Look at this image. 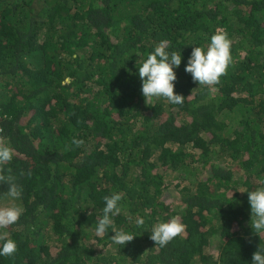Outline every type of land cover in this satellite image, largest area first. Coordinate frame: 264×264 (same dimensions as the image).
Returning a JSON list of instances; mask_svg holds the SVG:
<instances>
[{"label": "trees", "instance_id": "obj_1", "mask_svg": "<svg viewBox=\"0 0 264 264\" xmlns=\"http://www.w3.org/2000/svg\"><path fill=\"white\" fill-rule=\"evenodd\" d=\"M217 29L232 62L199 86L184 69ZM164 39L181 105L141 92L137 66ZM0 121L14 149L0 176L22 188L0 184V207L24 209L0 264H251L264 245L247 193L264 187V0H0ZM113 192L125 246L94 230ZM173 217L183 233L156 246Z\"/></svg>", "mask_w": 264, "mask_h": 264}, {"label": "clouds", "instance_id": "obj_2", "mask_svg": "<svg viewBox=\"0 0 264 264\" xmlns=\"http://www.w3.org/2000/svg\"><path fill=\"white\" fill-rule=\"evenodd\" d=\"M231 40L227 33L217 29L210 38L207 48L192 47V52L187 60L185 72L191 74L194 83L199 86H213L219 83L220 78L226 73L232 62ZM169 41L161 40L146 59L139 64L138 75L142 82L141 92L146 101L153 98H164L172 105L183 104L185 97L175 92L177 81L176 70L180 68L183 57L181 53L168 50ZM0 138L2 126L0 121ZM79 144L80 141H73ZM14 149L0 140V168L12 162ZM0 184L7 185V197L19 200L22 196V188L12 176H0ZM248 202L251 211L250 227L257 236L264 235V187L248 191ZM122 196L113 192L104 197L102 217L94 226L97 236H103L109 229L115 235L111 237L112 243L125 246L134 240V236L124 230L113 227V218L121 211ZM21 206L0 207V257H11L17 250L18 245L14 239L9 238L6 231L16 224L23 215ZM138 225H143L144 220L138 219ZM185 226L177 218L173 217L167 222H159L152 226L150 239L156 246L166 247L173 239L183 233ZM251 264H264V245H260L258 251L252 256Z\"/></svg>", "mask_w": 264, "mask_h": 264}, {"label": "rangeland", "instance_id": "obj_3", "mask_svg": "<svg viewBox=\"0 0 264 264\" xmlns=\"http://www.w3.org/2000/svg\"><path fill=\"white\" fill-rule=\"evenodd\" d=\"M8 206H12L11 204L7 203Z\"/></svg>", "mask_w": 264, "mask_h": 264}, {"label": "built area", "instance_id": "obj_4", "mask_svg": "<svg viewBox=\"0 0 264 264\" xmlns=\"http://www.w3.org/2000/svg\"><path fill=\"white\" fill-rule=\"evenodd\" d=\"M0 132H1V127H0Z\"/></svg>", "mask_w": 264, "mask_h": 264}]
</instances>
